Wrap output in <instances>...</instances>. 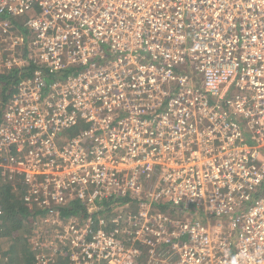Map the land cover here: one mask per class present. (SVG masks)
Masks as SVG:
<instances>
[{
  "label": "built area",
  "instance_id": "1",
  "mask_svg": "<svg viewBox=\"0 0 264 264\" xmlns=\"http://www.w3.org/2000/svg\"><path fill=\"white\" fill-rule=\"evenodd\" d=\"M0 40L34 264H264V0H0Z\"/></svg>",
  "mask_w": 264,
  "mask_h": 264
},
{
  "label": "trees",
  "instance_id": "2",
  "mask_svg": "<svg viewBox=\"0 0 264 264\" xmlns=\"http://www.w3.org/2000/svg\"><path fill=\"white\" fill-rule=\"evenodd\" d=\"M11 23H13V28L17 29L19 33H21L24 37V40H27V36L29 34L28 28L24 25V20L22 17H17L14 19H11ZM22 52V49H20ZM29 67H34V65H29ZM28 67V68H29ZM33 70V69H32ZM18 69L16 68H6V69H0V103L6 101L13 91V85L17 83L19 76H18ZM25 76L28 75V73H24ZM54 76V75H53ZM52 76V77H53ZM115 201L113 198H109L107 200L102 199L101 202L98 203V209L96 211V214L102 215L104 218H109V215L112 214V208H109L111 202ZM164 207V205H163ZM0 209H2L3 213L0 215V235H8L9 231L5 228L6 232H4L1 227L2 223L6 220H12L15 223L23 225V231L27 235L30 234L28 224L26 221H28L29 215L28 210L26 207L22 205V203L17 199V195L12 192V186L9 182H6L4 180L0 179ZM61 214L63 215H70V214H77V213H84V208L82 204H80L78 201H73L69 207H60L59 208ZM174 210H171L170 212L173 213ZM36 214V213H35ZM95 214V215H96ZM95 215L93 216L94 219ZM12 225V226H13ZM9 227V226H8ZM21 228V229H22ZM18 240V238L14 239ZM10 260H8L3 264L9 263V264H34L33 260V249L29 242V240L26 242L25 237H23L22 243L17 244L16 242H13V244L9 248ZM54 264H68L66 259L57 257Z\"/></svg>",
  "mask_w": 264,
  "mask_h": 264
},
{
  "label": "rangeland",
  "instance_id": "3",
  "mask_svg": "<svg viewBox=\"0 0 264 264\" xmlns=\"http://www.w3.org/2000/svg\"><path fill=\"white\" fill-rule=\"evenodd\" d=\"M2 46H5V44L2 43L0 40V52H1L0 60L8 58L10 56L11 51H12L11 49H4L3 50ZM19 46L22 47L23 45H19ZM20 47L15 48V50H14L15 54H18L21 52ZM3 61L0 62V69L4 70V69H6V67L2 66ZM31 74H32V71H31ZM10 219L7 220V222L5 220L2 223L3 227H1V229L3 228L2 230L4 232H6L5 228L8 229L9 234L8 235H0V264H3V262L5 263L8 259H10L11 253L9 252L10 251L9 248L13 244V242L17 241V244L20 245V243H22V241H23V237H25L26 242L29 240L27 233L25 234V232L23 231V228H22L23 225H21V224L19 225L18 223L17 224L15 223V226H14L13 225L14 221H12ZM16 238H18V240H14ZM9 261L10 260H8V262ZM6 264H9V263H6Z\"/></svg>",
  "mask_w": 264,
  "mask_h": 264
}]
</instances>
